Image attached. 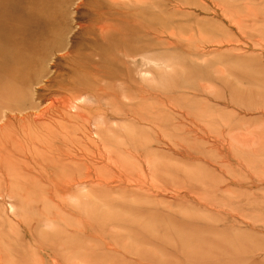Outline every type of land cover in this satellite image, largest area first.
I'll list each match as a JSON object with an SVG mask.
<instances>
[{"label":"rangeland","instance_id":"rangeland-1","mask_svg":"<svg viewBox=\"0 0 264 264\" xmlns=\"http://www.w3.org/2000/svg\"><path fill=\"white\" fill-rule=\"evenodd\" d=\"M0 264H264V0H0Z\"/></svg>","mask_w":264,"mask_h":264}]
</instances>
